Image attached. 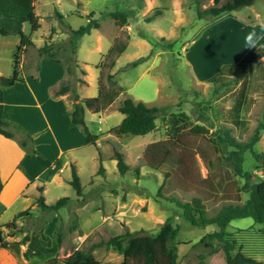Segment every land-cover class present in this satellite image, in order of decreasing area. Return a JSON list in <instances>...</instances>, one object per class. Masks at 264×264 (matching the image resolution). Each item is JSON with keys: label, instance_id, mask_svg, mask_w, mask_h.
<instances>
[{"label": "rangeland", "instance_id": "rangeland-1", "mask_svg": "<svg viewBox=\"0 0 264 264\" xmlns=\"http://www.w3.org/2000/svg\"><path fill=\"white\" fill-rule=\"evenodd\" d=\"M226 1L199 0V6L195 0L36 1L41 29L32 33L30 25L24 24L25 35L33 41V47L27 49L29 55L24 53L25 64H35L40 54L34 47L42 48L52 35L51 50L55 58L73 69L63 84L70 88L71 106L74 94L80 99L98 95L101 75L98 66L115 41L127 40L129 45L116 59L115 67L104 72L105 77L112 75L126 92L100 115L90 111L87 115L98 121L92 129L99 139L96 146L85 149L81 155L79 172L83 198H79L70 185L72 173L67 171L64 176H70V180H63L61 176L64 185L51 187L46 196L49 206L69 198L65 206L58 211L43 212L36 202L26 213L34 218L28 223L29 218L22 216L21 231L3 229L6 237H13L17 242L31 236L27 252L34 262L56 256L57 262L64 264L76 250L108 242L126 233L143 232L142 235L156 238L153 249L157 252V264H168L169 257L165 255L168 238L177 229V264H226L221 250L214 251L199 244L219 228L191 225L184 219L179 206L197 199L203 204L206 216L213 218L224 206L243 204L249 197L245 192L238 193L234 182L239 180L243 186L245 180L233 175L210 136L226 129L231 130L232 136H238L236 129L224 121L238 86L233 82L223 87L215 86V79L222 65L251 62L252 52L248 49L252 47L258 51L264 46V0L220 21L198 18V8L205 11ZM157 10L160 14H156ZM115 11L129 13V23L112 19L110 14ZM56 12L64 16L62 21ZM152 15L153 20L147 21ZM249 15L254 25L246 22ZM92 20H97L100 27L82 37L73 53L71 29L78 30ZM2 37L0 35V70L9 73L17 52L14 43L19 37L13 35L6 41ZM126 98L159 109L156 129L151 134L119 136L111 132L124 119L119 108ZM256 100L249 114L250 130L244 141L251 140L263 121L264 90ZM181 113L194 125L206 128L208 135L197 136L187 130L180 144L171 143L170 122L174 115ZM109 138L118 140L123 146L129 167L126 175L118 171ZM154 143H165L171 150L167 159H164L163 149L157 156L164 162L161 171L152 169L144 157L147 147ZM254 151L264 152V130L260 132ZM177 158L186 163L182 169L175 164ZM101 165L104 172H100ZM243 169L252 174L251 183L263 181L264 165L256 162L250 151L244 156ZM167 172L171 173L169 177L165 176ZM208 175L212 184L202 182ZM248 228L258 230L264 228V224H255L251 218L235 220L227 232ZM58 237L62 239L60 246ZM43 241L51 245L46 246ZM127 245L124 240L123 246ZM93 254L103 264L123 262V255L114 248L102 246ZM130 255L133 264H147L144 248L132 250Z\"/></svg>", "mask_w": 264, "mask_h": 264}, {"label": "trees", "instance_id": "trees-1", "mask_svg": "<svg viewBox=\"0 0 264 264\" xmlns=\"http://www.w3.org/2000/svg\"><path fill=\"white\" fill-rule=\"evenodd\" d=\"M36 1L0 0V35L4 37L15 35L21 38V43L14 55L13 76L4 79L5 86H12L22 81L19 78L21 57L29 47H33L30 37L25 35L23 31L24 24L28 23L30 25L32 33L38 32L41 29L40 17L36 14ZM256 1L258 0H227L222 5L213 6L205 11H201L198 8L197 16L199 19L216 18L222 14L232 13L244 7L251 6ZM195 2L199 6V0H195ZM156 14H160V11L157 10ZM56 16L61 21L64 19V16L59 12H56ZM110 17L115 20H122L125 24H128L131 16L127 12L115 11L110 14ZM153 18L154 15L147 18V21L151 22ZM99 25L97 20H92L78 30L71 29L72 35L70 43L73 47V53H75L78 41L82 37L89 35L93 29H98L100 27ZM67 27L69 26L67 25ZM52 33H55V29H52ZM52 45L51 35L46 40L44 46L39 49L40 56L52 62L62 64L60 60L55 58L51 50ZM128 45L127 40L117 39L103 56V60L98 66L101 75L98 80V95L96 97L80 99L78 95L74 94V104L71 113L72 122L82 128L85 136L84 145L86 146H96L99 137L90 133L86 125L85 111L88 110L92 114L100 115L126 92L124 87L117 85L112 75L108 74L105 77L104 72L107 69H113L115 67L116 59L127 51ZM170 47H172V44H170ZM66 69L69 75L73 73L71 66L66 67ZM228 82H233L238 87L233 93L232 104L224 115V121L236 129L238 139L232 136L231 130L226 129L210 136V140L221 154V159L227 162L232 169L233 175L245 180L243 186H241L239 180L234 182L237 185L238 193L245 192L249 197L243 204L224 206L213 218L206 216V210L203 204L197 199L191 203L179 204V206L183 211L184 219L191 225H216L219 228L218 232L209 234L199 244L214 251L221 250L224 254L226 264H264V228L258 230L254 228L240 229L234 233L227 232V228L235 220L251 218L255 224H264V176L262 182L251 183L252 174L243 169L244 156L248 151L252 153L256 162L264 165V152L256 153L254 151L255 145L260 140V132L264 130V115L263 121L257 128L255 135L251 140L244 141L245 136L250 130L249 114L256 104V96L264 90V46L260 50L252 53L251 62L232 63L221 66L215 79V86L223 87ZM215 91H217V88ZM68 92H70L69 86H62L58 90L57 95H63ZM119 112L124 115V119L119 126L111 129V132L116 135L147 136L156 129L159 109L155 107H149L143 102H135L131 98H126L121 103ZM170 126V141L173 144H180L187 130L197 136H207L209 132L203 126L194 125L184 113L174 115ZM16 133L22 135L19 138V144L26 153L36 154L37 152L34 149L32 138L29 135L20 132L18 129L14 131L9 124L0 122V135L9 139H15ZM108 142L113 146V159L117 161L118 171L121 175H126L129 167L125 162L122 144L114 138H109ZM161 149H163L164 159H167L171 155V150L166 147L165 143L151 144L144 153L146 162L154 170L161 171V166L164 164L162 160L157 158ZM175 164L180 169L186 165L182 158H177ZM100 172H104L102 165L100 166ZM71 173L72 179L70 185L75 190L76 195L79 198H83V189L75 166H72ZM170 175V172L165 173L166 177ZM202 182L204 184H212L213 180L208 175ZM217 185L220 186L221 183ZM192 187H194L193 184ZM2 189L3 184L0 181V193ZM40 192H42V189H40ZM69 201V198H63L55 205L49 206L46 204L45 198L40 196L37 200V205L43 212L51 210L58 211ZM26 213L23 212L17 217L24 216ZM4 228L16 231L18 226L16 221L8 223L5 226H0V249H9L12 243L6 240L3 231ZM141 233L143 232L135 234L126 233L123 236L112 238L108 242L92 244L88 248L76 250L64 260V264H103L93 254L96 248L102 246L114 248L120 252L123 255L122 264H133L130 251L144 248L147 264H157V252L153 249L156 238L154 236L142 235ZM177 236L178 230L174 229L168 238L165 250V255L169 257L168 264H177V246L175 244ZM29 240L30 237L26 236L20 244L24 245ZM124 240L128 242L127 247L123 246ZM43 243L46 246L51 245V242L47 243L43 241ZM61 243L62 239L58 237L59 246ZM54 261H57V259Z\"/></svg>", "mask_w": 264, "mask_h": 264}, {"label": "crops", "instance_id": "crops-1", "mask_svg": "<svg viewBox=\"0 0 264 264\" xmlns=\"http://www.w3.org/2000/svg\"><path fill=\"white\" fill-rule=\"evenodd\" d=\"M258 1L241 10L254 7ZM241 10L225 13L213 19L220 21ZM36 14L38 15L37 10ZM249 17L250 15L246 22L251 23ZM11 37L2 38L6 41ZM20 43L19 37L14 46L18 48ZM34 48L37 52L40 49ZM255 51L256 48L248 49V52ZM29 53L28 50L25 52L26 55ZM25 54L19 68L21 82L12 86L4 85V79L13 76L14 64L9 73L0 70V122L9 124L14 131L18 129L29 135L37 152L26 153L19 144V138L22 137L19 133H16L15 139L0 135V181L3 184L0 193V226L16 221L19 231L23 229L21 221L23 217L17 216L33 208L40 196L46 200L51 187H61L64 185L61 184L64 179L70 180V176L65 177L64 174L67 171L71 173L72 166L76 167L80 177L81 155L84 154L85 149L94 147L84 145L85 136L82 128L72 122L73 106L68 100L70 93L57 95L58 90L69 79L64 64L37 56L38 60H35V64L26 65ZM88 113L90 112L86 110V125L90 133L96 135L92 127L97 125L98 121L89 119ZM24 217L29 218L28 223L34 218L33 215ZM4 236L12 244L9 249H0V264H59L53 261L57 259L56 256L34 262L27 252L31 236L24 245L20 244V241H15L13 237H6L5 234Z\"/></svg>", "mask_w": 264, "mask_h": 264}]
</instances>
